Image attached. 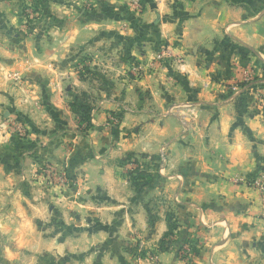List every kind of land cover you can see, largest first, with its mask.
<instances>
[{"label":"crops","instance_id":"0c3cea01","mask_svg":"<svg viewBox=\"0 0 264 264\" xmlns=\"http://www.w3.org/2000/svg\"><path fill=\"white\" fill-rule=\"evenodd\" d=\"M134 1L67 6L47 40L0 35V161L28 166L14 189L0 162V235L39 264H264V193L251 184L264 111L250 102L264 99V0ZM44 166L74 179L67 195L44 185ZM136 170L154 182L133 185Z\"/></svg>","mask_w":264,"mask_h":264},{"label":"rangeland","instance_id":"374dc122","mask_svg":"<svg viewBox=\"0 0 264 264\" xmlns=\"http://www.w3.org/2000/svg\"><path fill=\"white\" fill-rule=\"evenodd\" d=\"M91 3H93L91 2V0H0V5H2V7L5 9L4 11L3 10L0 11L1 25H3L2 27H0V35L3 38L8 39L9 43L13 46L19 44L20 41H25L27 39H36V37H41V39L47 40V36H49L47 32L49 30L52 29L55 30L54 32H59V33L63 32V30H58L59 28L58 23L63 22V24H65V27L67 28V6H71V5L80 6L84 4L88 6ZM14 14L15 16H13ZM8 77H12L13 79L15 75H12L10 73L8 74ZM140 78L138 77V79ZM247 81L250 83V79ZM250 102L252 103L251 104L252 112H255V110H257L259 106H261V109L264 111V105H261L260 101H258V98L255 97L254 101H250ZM254 108L256 109L254 110ZM9 125L12 127V130L14 131V132L12 131L13 135H15L20 139H25L28 128L25 125V123L22 122L21 119L11 118ZM18 127H21L20 134H18L17 131ZM24 160L25 158H23L22 156H17V154L13 152H10L8 155L3 154V156L1 157L0 162L4 163L3 170H5V172L9 174V177L12 178L10 180H12L11 184L14 189H16V187L18 186L17 184L27 181L26 177L22 179V176H25L23 169L28 167L23 163ZM153 160L154 158L148 160L151 161V164L150 163L146 164L148 168L154 169L155 165L159 167L164 163V159L161 158V156H158V158H156L155 160L156 164H153L154 163ZM44 169L45 166L42 167V171L39 173L40 178L44 181V185L48 188V190L51 189V186L58 187V189L54 188L55 193H53V195L55 196V198L63 196V194L67 195L68 193L65 192H68V187H71L72 181L74 179L64 177L63 178L64 181L61 182L62 184H59L58 182H56V179L52 180V177L45 176ZM27 178H29L31 181L32 180L37 181L38 179L32 174H29V176L27 175ZM149 180H151V182H154V177L150 175ZM20 188L22 190L24 188L23 190L24 192L28 191L30 192V194L34 192L33 194H35L36 189L34 190V186H31V189L30 187L28 188L27 186L25 187L20 186ZM23 191H21V193ZM11 208L12 207H7L6 210H11ZM61 208L63 210L68 209L69 211H71L70 213H73L74 211L73 209H76L78 213H85L88 217H90L92 213H94L93 210L94 207H92L90 204H88V207H86L85 209L79 207L75 208L70 204H67L66 206H62ZM44 209H45L44 211L47 212L46 207ZM33 211H36V208H34ZM51 211H53V208H51ZM58 212L59 211H57L56 213ZM171 215L173 214L170 213L168 216L171 217V221H172L173 217ZM171 236H174V234H171ZM16 245H17L16 239L7 238L0 235V264H39L40 259H35L34 257L35 255L24 254L20 252L21 250H19ZM183 246H185V244H183L182 242L180 244H176L175 250L179 259L186 260L188 258L182 256L179 253L181 252ZM67 256L72 257V255H67ZM83 256L89 257L90 255H83ZM66 263H67V259H66ZM66 263L64 261L61 264H66Z\"/></svg>","mask_w":264,"mask_h":264},{"label":"built area","instance_id":"2783aa9c","mask_svg":"<svg viewBox=\"0 0 264 264\" xmlns=\"http://www.w3.org/2000/svg\"><path fill=\"white\" fill-rule=\"evenodd\" d=\"M134 4L136 7H139L140 1L139 0H135ZM165 52H167V49H161L160 51H158V53L155 55L156 59H160L162 55L165 54ZM130 74L135 77V78H140L143 70L142 67L139 64L136 63H132L130 65V69H129ZM256 98H258V101H260L261 105H264V99L261 96L256 95ZM257 113H259L260 111L262 112L263 110L261 109V106L258 107V109L256 110ZM108 124L112 127V126H116L118 124V118L115 114H109L108 116V120H107ZM18 133H21V127L17 128ZM45 176L47 177H52V180L56 179V182H58L59 184H62L61 182L64 181V177L58 173L57 171L53 170L51 167L46 166L45 167ZM264 178V174L263 172L261 174H259L258 176H256L255 178H253L251 181V184L253 186L259 187L261 189V191L264 193V184L262 179ZM51 181V180H50ZM66 182V180H65ZM182 256L184 257H188L189 256V248H187V246H183V248L181 249V252H179Z\"/></svg>","mask_w":264,"mask_h":264},{"label":"trees","instance_id":"16d2710c","mask_svg":"<svg viewBox=\"0 0 264 264\" xmlns=\"http://www.w3.org/2000/svg\"><path fill=\"white\" fill-rule=\"evenodd\" d=\"M146 177H147V180L150 179L149 173H145V171L136 170L135 171V175H130V181H131V183L133 185L138 186L139 182H141L143 180H146ZM167 221H168V224H169V227H170L169 234H172V230L175 229V223L173 221H171V217H169V216L167 217Z\"/></svg>","mask_w":264,"mask_h":264}]
</instances>
